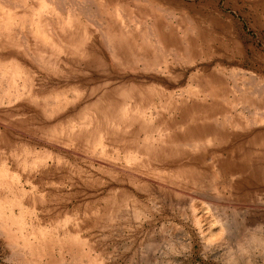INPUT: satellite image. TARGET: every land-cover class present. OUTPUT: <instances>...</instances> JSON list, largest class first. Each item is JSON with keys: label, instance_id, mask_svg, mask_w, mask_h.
Listing matches in <instances>:
<instances>
[{"label": "rangeland", "instance_id": "374dc122", "mask_svg": "<svg viewBox=\"0 0 264 264\" xmlns=\"http://www.w3.org/2000/svg\"><path fill=\"white\" fill-rule=\"evenodd\" d=\"M0 264H264V0H0Z\"/></svg>", "mask_w": 264, "mask_h": 264}]
</instances>
